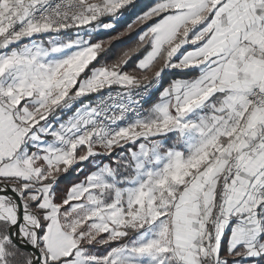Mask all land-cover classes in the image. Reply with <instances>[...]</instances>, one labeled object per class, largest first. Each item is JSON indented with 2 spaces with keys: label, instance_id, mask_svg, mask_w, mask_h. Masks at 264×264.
I'll return each mask as SVG.
<instances>
[{
  "label": "snow or ice",
  "instance_id": "1",
  "mask_svg": "<svg viewBox=\"0 0 264 264\" xmlns=\"http://www.w3.org/2000/svg\"><path fill=\"white\" fill-rule=\"evenodd\" d=\"M0 264H264V0H0Z\"/></svg>",
  "mask_w": 264,
  "mask_h": 264
},
{
  "label": "trees",
  "instance_id": "2",
  "mask_svg": "<svg viewBox=\"0 0 264 264\" xmlns=\"http://www.w3.org/2000/svg\"><path fill=\"white\" fill-rule=\"evenodd\" d=\"M122 30H123V29L121 28L120 31H122ZM112 35H115V33H113ZM126 39H127V38H125V40H126ZM128 46H130V45L126 44L124 40H117V41L115 42V46H114V48H113V52H112V54H111V60H115V59L118 57V55H119L123 50H125ZM131 67H132V65L130 64V65L128 66L129 70L131 69ZM64 187H65L64 184H61V185H60V189H61V190H63Z\"/></svg>",
  "mask_w": 264,
  "mask_h": 264
}]
</instances>
